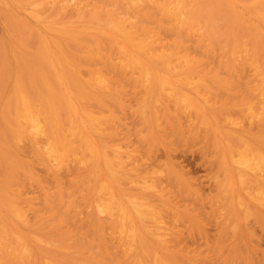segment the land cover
I'll return each mask as SVG.
<instances>
[{
	"label": "bare ground",
	"instance_id": "bare-ground-1",
	"mask_svg": "<svg viewBox=\"0 0 264 264\" xmlns=\"http://www.w3.org/2000/svg\"><path fill=\"white\" fill-rule=\"evenodd\" d=\"M197 48L207 52L210 55L208 57L226 61L227 65H235L237 60H253L257 65H263L264 0H0V264H158L160 256L170 260L167 249L174 246L176 241L173 236L178 233L169 235L171 239L166 238L161 222L166 217H161L160 220L154 216L156 211H152V206L136 201L137 197L134 198V195L115 198L117 192L113 185L119 182L122 168L128 164L113 157L114 151L108 152L111 141L108 142L109 145L106 141L110 138L106 136V140L100 130L109 125L105 124L106 120H99L95 110L100 105L104 109L102 102L95 105L99 103L96 99L98 92L110 91L109 79L111 75L116 76L113 73L123 63L124 70L140 71L146 78L153 79L151 91L157 95L170 85L181 110H191L193 107L199 115L200 105L197 108L194 102L180 95L178 87L167 81L171 78L167 76V72L173 71L183 62L199 61L205 55L203 52L204 55L196 59L193 52ZM204 63L206 64L205 61ZM199 66L202 67V64ZM223 66L216 74L222 75ZM227 71L223 73L226 74ZM129 72L125 75L130 74ZM261 74L264 75V72L259 75ZM258 77L256 78L259 79ZM167 95L168 93L165 96ZM160 96L162 97V93ZM208 101L207 104L210 103ZM174 102L175 99L173 104ZM109 105L110 103L108 107ZM260 107L257 110L260 111ZM98 111L100 113L102 110ZM205 115L202 113L200 118H205ZM250 117H247L248 120H251ZM204 118H201L202 124L206 122ZM243 118L245 119L244 116ZM113 119L109 121L112 123ZM241 119L237 122H241ZM262 119V123L256 122L262 131L253 137L252 142L233 129H214L216 149L225 160L226 171L229 173L220 189L225 191L229 186L234 187L232 194L225 195L229 207L235 205L240 209L248 203L252 205L250 202L254 200L264 205V118ZM248 120L251 125L252 121ZM114 121L116 124V120ZM226 121L227 125L232 122L228 124ZM247 122L245 123L249 125ZM247 125L245 127L248 128ZM255 129L257 130L256 127ZM111 137L115 143L117 139ZM22 145L28 148V160L21 157ZM120 150L122 148L118 151ZM34 164L42 167L46 178H50L57 188L55 195L52 194L53 198H45V204L44 201L40 202L43 207L45 205L44 214H39L40 211L37 214L33 209L34 203L27 199L30 187H35V190L36 187L41 188L44 195H48L44 186L46 179L43 181L44 176H40V179L35 174ZM127 168L129 170L130 166ZM67 177L70 178L67 180L73 184V189L79 190L81 186L84 189L80 190L81 193L84 192V195L80 194L83 195L81 201L77 197L76 199L83 201V206L87 208L88 212L85 214L88 213V224L84 221L86 226L77 224L80 219L78 221L76 209L68 200H71L73 192L69 196L66 195L68 193L65 194L66 189H63L62 179ZM80 178L82 184L78 188L73 179L79 182ZM239 186L244 191H240ZM148 200L151 202L150 197ZM27 212L34 215V228H30L31 219ZM244 212L249 214L247 208H244ZM107 216L114 217V221L112 218L107 219ZM100 218L106 219L102 221L104 223L112 221L108 229L111 231L110 244L107 243L108 236L104 235L101 225L104 226V223L100 224ZM88 230L92 237L90 241L85 239ZM110 231H107L108 234ZM172 242L173 245H170Z\"/></svg>",
	"mask_w": 264,
	"mask_h": 264
},
{
	"label": "rangeland",
	"instance_id": "rangeland-1",
	"mask_svg": "<svg viewBox=\"0 0 264 264\" xmlns=\"http://www.w3.org/2000/svg\"><path fill=\"white\" fill-rule=\"evenodd\" d=\"M203 52L205 53V55ZM193 54L195 55V57H197L196 59L201 58L202 55L204 56L201 59H199V61L198 60L192 61V63L188 62L189 64L187 62L186 63L183 62L179 64V66L176 69H173V71L171 70L167 72V76L172 78V79L171 78L167 79V81H169V83H171L173 86L178 87L180 95H183V97H185L187 100L194 102L197 108L200 105L201 108L199 107L198 109L200 110L201 113H199V115H197L193 107L191 109L193 111L189 109H187L189 110L187 111L185 108H183L184 112L181 110L182 108L177 104V101H176L177 96L175 93H173L172 88H170V85H167L166 86L167 88L165 87V90L163 92H160L157 95L155 92L151 91V85H152L153 79H151L150 77L146 78L144 74L140 71H139L140 73L138 71H133L135 72V74H133V72H129V70H124V68L122 67L123 63L122 64L120 63V67H117L119 68L117 72H114L115 74L113 73V75H116V76L114 77L111 75L110 77L111 79H109L111 83L110 84L111 88H109L110 91H107V93L98 92L100 96L97 94L96 99L99 101V103H97L98 101L96 100L95 103L97 104L95 106L100 105V102H102V106L104 107V109L100 107L101 106L100 105V106H97L95 110L98 112L97 116L99 120L100 121L106 120L105 124L109 125L108 127L106 126L108 128L106 129V131H105L106 127H102L100 130L101 135L104 136L106 140L108 137L110 138L108 141H106L107 143L111 141L109 142L111 143L110 147L108 146L109 143L108 145L106 143V145L108 146V152L109 150L111 152L114 151L117 154L113 152L115 156L113 155L111 156L117 157L118 160H121L120 162L124 161L126 165L128 164L125 168H122L123 172L119 176V182L117 181L113 185L115 191L117 192V196H115V198L118 196H122V198L125 196L133 197L132 195H134V198L137 197L135 198L136 201L140 203L144 202L149 207L152 206L151 207L152 211L154 212L156 211V213H154V216H156L160 220H161V217H166L162 219L163 221H161L163 223L166 238H169V235H174L178 233L177 235L173 236L174 240L176 242L178 241L180 243L182 242V244L179 245V242L178 243H176L175 241H174L175 243L172 242L170 245H173L174 243V246L171 248L169 247V249H167L169 250L167 252H168V256L170 260L167 261L166 258H163L162 256H160L161 259L158 264H264V205L258 204L254 200L250 202L252 203V205L249 203L246 205H243L244 207L242 206L240 208L241 210L239 209V207L235 205L233 207H229V204H228V201L225 195L226 196L229 195L234 187L229 186V189L225 191L222 188H221L222 190L220 189L221 185H223V183L227 181L229 173H227L226 171L227 165H226L225 160L222 158L219 151L216 149L214 135H213L214 131L217 129H223L225 131L227 129H233L237 133L241 134L244 138L252 142L253 137H255L258 133L262 131L261 128L257 126L259 125L257 123L259 122L262 123L263 122L262 118H264L263 117L264 115V108H263L264 107V97H263L264 96V80H263L264 75H262L263 73L259 75L262 71L264 72V64L257 65V63H255L253 60H251L250 62L249 60H244L245 64H243L244 62L243 60L242 61L237 60V62L235 61L236 66L234 65V63H232L231 65H229L228 63L227 65L226 61L218 59V58L213 59L211 57H208L210 55H208L207 52H205L203 49L198 50V48L195 49ZM204 61L206 62V64L204 63ZM222 61L224 64L222 63ZM238 61L240 64L238 63ZM200 63L202 64V67L199 66ZM221 65L222 66L224 65L225 67L223 66L222 75L221 73H219L218 75L216 73L221 71L222 69ZM203 67H205V70ZM256 67L259 68V71H257ZM212 68L213 69L216 68L217 70L214 69L213 71ZM230 68L232 69V71H234V69L236 70L234 71L235 73L233 72L234 74L232 73ZM249 68H251L250 69L251 73H250ZM252 69L255 72H253ZM176 70L178 71L176 72ZM198 71L200 73H197ZM223 71L224 72L227 71L226 73L227 75L223 73ZM128 72L130 74L125 75V73H128ZM228 72L231 73V77H229L230 75H228ZM187 76L191 77L193 80H191V78H188ZM260 76L262 77L260 78ZM256 77H258L259 79H257ZM137 78L138 79L141 78V79L138 80ZM144 79H146L147 82L144 81ZM188 80L189 81L191 80L190 81L191 83ZM194 82H197V83H194ZM186 84H188V86H186ZM212 87H215V88L212 89ZM166 90L168 91L166 92ZM147 91L148 93H146ZM161 93H162V97L160 96ZM166 93H168V95L171 96L170 97L171 99L169 98L168 95L165 96ZM252 93L253 95H251ZM110 94L112 97L110 96ZM180 95H179V98H180ZM248 95L250 96V98ZM251 96L253 99L251 98ZM155 97H156V100H155ZM100 98H103V99H100ZM174 99H175V102L173 104ZM156 101L159 103V105ZM207 101L210 103L207 104ZM108 103H110V105L112 106L109 105L108 107ZM253 104H254V107H253ZM170 105L172 107H170ZM259 105H261V107ZM155 106H157L159 109L157 107L155 108ZM98 107L102 110L100 111V113L98 111L100 110L98 109ZM250 107H251V110H249ZM258 107H260L259 108L260 111L257 110ZM105 109H107V111ZM203 109H206V110L203 111ZM251 111L254 113H252ZM193 112H195L196 115ZM202 113L206 115H205V118L204 117H201V118L202 119L204 118V120L209 123H206V122H204V124L201 123L202 119L200 118V116ZM167 114L170 117H167L168 116ZM193 114L196 116V118ZM254 114L256 115L253 117ZM257 114L259 115L257 116ZM217 115L221 117V119ZM243 116L245 117V119L243 118ZM246 116L248 118L251 116L250 117L251 120L250 119L248 120ZM105 117H107L108 119L107 118L105 119ZM223 117H224V120H223ZM236 117L239 120L243 118L241 119V122L243 123L240 124L241 123L240 121H238L239 122L238 123L237 122L238 119ZM112 119H113V122L111 123ZM228 119L230 120L226 121ZM246 119L248 121H252L251 125H250V122H247ZM253 119L256 121H253ZM114 120H116V124ZM186 121L187 122L189 121L190 123L189 122L187 123ZM225 121L228 124L229 122L231 121L232 122L230 123V125H227ZM244 121L247 122L249 125H247ZM208 124H210V126ZM244 124H246L249 127L248 128L245 127L246 125L244 126ZM175 125L177 127H175ZM239 125H242V126L240 127ZM255 127L257 128V130L255 129ZM111 129H113V131ZM167 129L169 133L167 132ZM203 130H206V131L204 132ZM111 132H113V134H111ZM110 135L114 136V138L117 139V141L115 140V143L114 141H112L113 137H111ZM150 140L153 143L150 142ZM154 141L156 142V144H154ZM230 144H231V141H230ZM113 145H115V147ZM111 147H114V149H112ZM119 147H121L122 150H125V151H122V150L118 151L119 149H121ZM21 148L24 149V152L26 150V152L24 153L23 150L20 149L21 157L24 160L26 159L28 160V158L30 159V155L28 154V148L25 147L24 145H22ZM21 152L24 154L23 156L25 157L22 156ZM132 156H135V157H132ZM130 157H132V159ZM135 158L136 160H134ZM133 162H135L136 164L135 165L131 164ZM218 163H220V165ZM34 165L36 166V167L34 166L35 174L40 179H41L40 176H44L42 177V179L43 181L46 179L45 180L46 182L44 184L45 189H47L48 195L50 193L51 194L49 196L44 195V191L41 188L36 187V190H35V187L33 188L30 187V190L31 189L32 190L31 191L27 190L28 192V194L26 193L27 199L34 203L33 209L37 211V214H38V211H40L39 214H42V213L44 214L45 210L43 208H45V205L43 207V204L46 203L45 198H48V200L51 199L50 196H52L53 198V195H55L54 193H56L57 188L55 184L52 182V180L50 181V178H46L47 176H45L46 174L44 173V171H42V167L37 164H34ZM129 166H130V169L128 170L127 167ZM132 166L134 167L132 168ZM37 169H39L40 173L42 171V173L44 174L37 173L39 172ZM137 169L141 172L139 173ZM133 170H135V172L137 171L136 174ZM126 171L127 173H125ZM129 171H133V172H129ZM98 177H99L98 180H100L101 174L98 175ZM67 179H70V178L67 177L65 179H62L64 183L63 189L64 188L66 189L64 190L65 194L68 193L66 195H69V196H71L73 192V195L70 197L71 200L70 199L68 200L71 201V203L74 205V209H76L75 211L77 212L76 214L78 217L77 218L78 221L80 219L79 221L80 223L78 222L77 224H80L81 226H86L88 224L86 223L88 220L87 218L88 213L85 214V212H88V211H87V208L83 206V201L80 202L81 197L84 195V192L81 193L80 191V190H84L83 187L81 186V188H79L80 185L82 184L81 183L82 178L79 179V182H77L78 181L77 179H73L75 182L74 184L77 185L79 190L77 188L73 189V187H71L73 184H70V182H68L69 180ZM47 182L48 183L50 182L51 188H50V184H47ZM69 184L70 186H68ZM121 184H123V187H121L122 186ZM53 187L54 189H52ZM69 187H70V190H67ZM28 188L29 187L27 186L26 189ZM118 188L122 190H118ZM123 188H125V190ZM181 188L183 190H181ZM130 189L132 191H128ZM239 189L240 191H244L242 190L244 189L242 188V186H239ZM119 192L121 193L119 194ZM40 193L42 195L38 196V194ZM29 194H31V196ZM80 194H83V195H80ZM146 196L148 197L145 198ZM37 197L39 200L37 199ZM76 197L80 201H78ZM149 197L151 199V202L150 200H148ZM33 199H36V200L33 201ZM41 199L43 200L40 201ZM75 199L78 205L74 202ZM152 199H155V201H153ZM40 202H43V204L42 203L40 204ZM37 203H39V205ZM79 203H82V205H79ZM157 205H159V207L160 208L162 207V208L160 209ZM248 205L250 208L248 207ZM244 208H247L249 214H245ZM249 209L251 210L249 211ZM221 212L222 213L224 212V213L221 214ZM160 213L162 214L160 215ZM31 214L32 213L29 212L27 216L29 215L28 218L31 219L30 228H34L36 220L32 218L34 217V215L33 214L31 215ZM83 215L85 217H83ZM167 216L169 219H167ZM111 218L107 216V219H111L112 221H114V217H111ZM227 219L229 221H226ZM100 220H99L100 224L104 223L102 221H106V219L102 220L101 218ZM33 221L34 223L32 224ZM84 221L86 225L84 224ZM109 221L104 223L105 227L103 226V224L101 225L103 227L104 235L108 236V238L106 237L108 240L107 243L110 244L109 236L111 235V231L108 229H109V226L112 225L111 223L112 221L111 222ZM168 221H170V223ZM167 222L169 224L173 223L172 227H169L171 225H169ZM105 228L107 231H110L109 234L105 230ZM167 230L168 231L170 230L169 231L170 233H168ZM89 232L90 231L88 230L85 233L86 234L85 239L87 241L92 240L90 239L92 238L91 232L90 234ZM116 234H115V238L118 237V234L117 235ZM177 245H179V247ZM217 252L219 253L217 254Z\"/></svg>",
	"mask_w": 264,
	"mask_h": 264
}]
</instances>
